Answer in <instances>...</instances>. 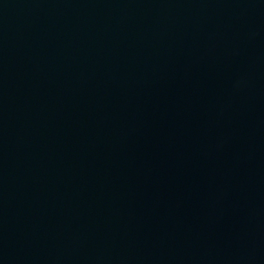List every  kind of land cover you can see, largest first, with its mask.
Segmentation results:
<instances>
[{
  "label": "water",
  "instance_id": "1",
  "mask_svg": "<svg viewBox=\"0 0 264 264\" xmlns=\"http://www.w3.org/2000/svg\"><path fill=\"white\" fill-rule=\"evenodd\" d=\"M0 264H264V0H0Z\"/></svg>",
  "mask_w": 264,
  "mask_h": 264
}]
</instances>
